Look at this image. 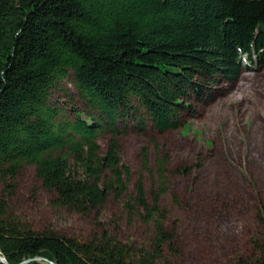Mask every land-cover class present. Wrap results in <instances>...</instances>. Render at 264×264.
I'll return each instance as SVG.
<instances>
[{
	"label": "trees",
	"instance_id": "trees-1",
	"mask_svg": "<svg viewBox=\"0 0 264 264\" xmlns=\"http://www.w3.org/2000/svg\"><path fill=\"white\" fill-rule=\"evenodd\" d=\"M253 53L264 60V0H0V255L7 264L35 257L42 260L26 264H170L179 251L160 204L171 194L166 158L157 159L150 202L141 179L128 194L117 138L131 127L179 128L210 103L208 85L233 80ZM70 75L82 109L52 99ZM24 164L35 166L60 208L97 221L111 195L138 211L152 228L150 245L106 229L84 240L33 230L10 209ZM257 247V259L239 264H264V243Z\"/></svg>",
	"mask_w": 264,
	"mask_h": 264
},
{
	"label": "rangeland",
	"instance_id": "rangeland-1",
	"mask_svg": "<svg viewBox=\"0 0 264 264\" xmlns=\"http://www.w3.org/2000/svg\"><path fill=\"white\" fill-rule=\"evenodd\" d=\"M256 57L253 53L247 64L241 58L233 80L210 83V103L198 108L194 118L185 116L179 128L158 133L150 125L145 131L131 127L117 138L121 163L129 169L128 194L141 179L150 202L157 159L166 158L168 189L177 202L167 192L160 204L168 212L165 227L174 231L179 251L175 257L167 255L170 264H239L259 257L257 246L264 243V225L257 219L258 210L264 217V60ZM61 87L52 99L82 109L71 75ZM109 139L108 134L100 137L102 151ZM5 189L0 178V197ZM53 200L35 166L24 164L15 179L10 209L33 230L84 240L106 229L124 242L144 247L151 243L150 224L111 195L97 221L93 213L70 212Z\"/></svg>",
	"mask_w": 264,
	"mask_h": 264
},
{
	"label": "water",
	"instance_id": "water-1",
	"mask_svg": "<svg viewBox=\"0 0 264 264\" xmlns=\"http://www.w3.org/2000/svg\"><path fill=\"white\" fill-rule=\"evenodd\" d=\"M261 29H262V26L259 27V30H260V31H261ZM32 260L41 261L42 258H40V257H35V258H32V259H27V260L21 262L20 264H26V263H28L29 261H32ZM0 261H1L3 264H7V262L5 261V259H4L1 255H0ZM50 264H55V263L50 262Z\"/></svg>",
	"mask_w": 264,
	"mask_h": 264
}]
</instances>
